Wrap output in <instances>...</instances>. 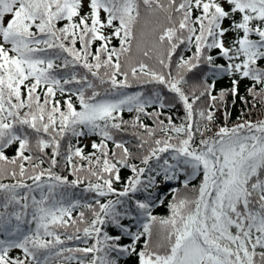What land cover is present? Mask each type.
<instances>
[{
  "label": "snow or ice",
  "instance_id": "6c2138e0",
  "mask_svg": "<svg viewBox=\"0 0 264 264\" xmlns=\"http://www.w3.org/2000/svg\"><path fill=\"white\" fill-rule=\"evenodd\" d=\"M201 64L231 88L186 91ZM134 82L154 88L129 93ZM229 97L264 104V0H0V264H264V118L228 126ZM177 104L180 123L160 119ZM128 128L140 155L116 138ZM89 135L93 152H61ZM61 159L74 179L54 171ZM122 168L131 175L118 189ZM161 178L184 189L172 188L167 216L152 214ZM81 184L92 202L65 206L61 190ZM77 207L90 217L73 218ZM57 228L85 246L65 247Z\"/></svg>",
  "mask_w": 264,
  "mask_h": 264
},
{
  "label": "trees",
  "instance_id": "16d2710c",
  "mask_svg": "<svg viewBox=\"0 0 264 264\" xmlns=\"http://www.w3.org/2000/svg\"><path fill=\"white\" fill-rule=\"evenodd\" d=\"M112 42L117 47L119 46L117 40L113 39ZM179 51L184 54L185 58H187V56L191 55V52L186 51L185 49H181ZM212 54L216 55V52L214 51ZM178 56H179V53L176 57H174V59H178ZM217 63L223 64V63H225V61L223 59L218 58ZM57 71L63 72L65 70L58 68ZM77 71H81V70L77 69ZM186 79L188 80V83L186 85H184V87H185V90L188 91L189 93L192 90H202V85L204 84L205 81H207V83H209V84L213 83V81L215 82V88L213 90L214 95H218L221 89H230L231 88L230 78H228L227 76L213 77L212 69H210L206 64H201L200 67H198L197 69H194L193 72L188 73L186 76ZM250 83L251 82L247 81V80L240 81L239 86H238L240 96H246L247 95L246 89ZM153 88H154L153 85L138 86L134 82L133 87L131 89H129L128 91H129V93H133L136 91H143L147 95L149 93V91ZM163 95L168 100L172 99L171 94L168 93L167 90H163ZM60 98L61 97L58 94L57 99H60ZM64 98H67V97H64ZM72 99H73V101L76 104V107L78 109L79 108L78 101L75 100V97H73ZM248 101H249L248 104L245 105L242 101L239 100V98H237L235 103L233 104L232 98L231 97L228 98V105L227 106H228V111L230 112V117L228 120V126H232L233 123L237 122V118L241 116V113L245 114L244 115L245 119L251 118L254 121L261 119V118H264V104H261L259 101H257L256 107L253 108L252 107L253 101H252L251 97H248ZM146 110L148 112H152V111L159 112V111H161V109L158 106L148 107ZM249 111L251 113L250 117L248 115ZM222 112H223V109H221V112L217 113V120H216L215 125H213V131H215V128L217 126H221L224 123ZM134 115H135V113H129V112L125 111L123 113V118L125 120H131L134 117ZM183 115H184V112H183L182 106L177 104L175 108H164L163 114L160 116V119H164L165 122H167L166 117L171 116L175 123H180ZM141 119L148 126L155 127V124L153 123L152 119H149L145 116H142ZM133 131H136V130H134L132 128H128L126 133H116V138L118 140L123 139L124 141H126V146L129 147L130 151H132L136 155H140L142 153L136 148L138 141L132 135ZM210 134L211 133H209V135ZM88 137H90V143L89 144L83 143L77 137H70L69 139H66L65 141H63V146L61 148V152L63 153L67 150L69 143H71L73 145V147H81L83 149L85 155L93 152L94 150L91 148V143L94 140L98 142L100 138L97 136H91V135H89ZM198 138L199 137H197V139ZM109 148L110 149L114 148V145L111 142H109ZM146 149H147V146H145V151H146ZM5 151H6V155H8L11 158L12 156L15 155V146L9 147ZM47 152L50 155L51 150L48 149ZM162 156H163V158L170 159L169 154H162ZM76 160H77V163H83L85 167L87 166L86 161L81 162L78 160V158H76ZM45 161L46 162L42 165V167L47 168L48 167L47 157H45ZM130 162L136 163L138 166H143V165H140L139 159H135V160H132ZM161 163H162V160H161ZM150 165L155 167L156 161L155 160L150 161ZM54 171L60 175L68 176L69 180L75 178V177L70 175V171H71L70 167L64 166L63 159H61L60 165L57 168H55ZM120 175H121V182L115 184V187H117L118 189L121 187L122 183L126 181L127 177L129 175H131V172L129 169L122 168ZM148 175H149V173L146 172L143 179L146 180ZM45 179H46V177H45ZM3 182L9 183L12 181L6 179ZM28 183H31V181H28ZM198 183H199L198 179L192 181V184H198ZM158 184H159V187L153 188L151 190L153 193V196L150 197V199H153L155 201V206L152 208V214L156 215V216H167L169 214L167 204L172 199V195H173L172 188L180 189L182 194L184 192V189L182 187V184L178 183L177 181H168L165 183L162 180V178L158 181ZM84 187H85V185L81 184V185L74 187V188H67V189L61 190L64 193L65 206H67L69 203H71L73 201H80L81 204L91 203L92 198H93V194L89 193V192H85ZM189 187H191V184L189 185ZM38 195H39V193H37V196ZM136 196L143 199V198L147 197L148 194L146 192L142 191V192L136 193ZM156 197H159V199H155ZM59 198L60 197L58 196L57 199H59ZM161 200L163 201V203L160 202ZM80 211H84L86 217H90V213H88L87 209H82L80 207H77L72 212L73 218L77 217ZM126 223H127V221H126ZM25 227H28V226H25ZM31 227L34 228L35 225L34 224L31 225ZM56 230L58 233L61 234V238L65 239V245H64L65 247L75 248V247L85 246L82 243V241H77V240L67 241L65 238V235H64L65 230L63 228H57ZM67 232H68V234H71L73 232V229L69 228V229H67ZM125 243H127V241H125ZM12 255L22 257V253L20 252V250H13ZM54 264H55V262H54ZM72 264H75V262L73 261ZM120 264H136V258L134 256L122 258Z\"/></svg>",
  "mask_w": 264,
  "mask_h": 264
}]
</instances>
